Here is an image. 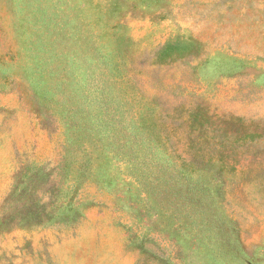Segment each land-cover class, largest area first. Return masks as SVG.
<instances>
[{"label": "rangeland", "instance_id": "rangeland-1", "mask_svg": "<svg viewBox=\"0 0 264 264\" xmlns=\"http://www.w3.org/2000/svg\"><path fill=\"white\" fill-rule=\"evenodd\" d=\"M0 264H264V0H0Z\"/></svg>", "mask_w": 264, "mask_h": 264}]
</instances>
